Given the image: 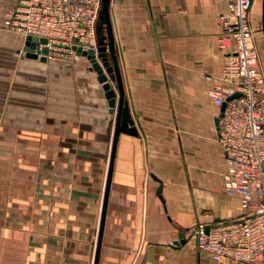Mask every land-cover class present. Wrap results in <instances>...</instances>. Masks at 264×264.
<instances>
[{
    "label": "crops",
    "instance_id": "crops-1",
    "mask_svg": "<svg viewBox=\"0 0 264 264\" xmlns=\"http://www.w3.org/2000/svg\"><path fill=\"white\" fill-rule=\"evenodd\" d=\"M16 1L0 0V264H94L117 109L86 57L71 66L27 57V37L3 27ZM226 6L111 0L138 135L119 137L99 264H233L185 238L191 225L243 214L224 190L222 107L206 80L224 62L217 36ZM250 18L257 48L264 0H253Z\"/></svg>",
    "mask_w": 264,
    "mask_h": 264
},
{
    "label": "built area",
    "instance_id": "built-area-1",
    "mask_svg": "<svg viewBox=\"0 0 264 264\" xmlns=\"http://www.w3.org/2000/svg\"><path fill=\"white\" fill-rule=\"evenodd\" d=\"M102 0H17L3 27L23 36L44 38L48 60L73 65L74 46L97 48ZM253 0H227L218 17L220 73L207 75L208 95L221 111L216 141L225 160L223 185L240 198L243 214L207 227L189 226L186 241L215 261L264 264V70L254 44ZM237 97H232L235 94ZM232 97L228 100V98Z\"/></svg>",
    "mask_w": 264,
    "mask_h": 264
},
{
    "label": "water",
    "instance_id": "water-1",
    "mask_svg": "<svg viewBox=\"0 0 264 264\" xmlns=\"http://www.w3.org/2000/svg\"><path fill=\"white\" fill-rule=\"evenodd\" d=\"M110 3L111 0H102L97 22V48L84 50L81 46H74L76 54L86 57L91 64L90 70L97 73V79L102 84V88L105 92V97L108 100L110 111L113 112L115 108L117 109L111 158L103 201L102 219L94 264H99L102 236L119 137L122 133L135 136L138 135L135 121L132 117L129 103L125 94L124 82L119 66V60L115 47V39L110 18ZM45 43H47V40L44 38L27 36L24 48L27 57L34 59L38 58L41 61H47L48 48L44 47L40 49V45ZM237 96H239L238 93L232 97ZM232 97L228 98V100ZM223 110L224 106L222 107L221 111ZM182 236H184V233H182Z\"/></svg>",
    "mask_w": 264,
    "mask_h": 264
},
{
    "label": "rangeland",
    "instance_id": "rangeland-1",
    "mask_svg": "<svg viewBox=\"0 0 264 264\" xmlns=\"http://www.w3.org/2000/svg\"><path fill=\"white\" fill-rule=\"evenodd\" d=\"M253 29H254V39H255V36L257 34L255 33V28H253ZM256 44H258V43H256ZM257 48H258L259 55H260V57H259L260 58V61H261L262 65H263V60H264V43H262L261 46H259V44H258L257 45ZM4 55L7 56V60H8V58L10 57V52L4 53ZM90 66H91V64H90Z\"/></svg>",
    "mask_w": 264,
    "mask_h": 264
}]
</instances>
